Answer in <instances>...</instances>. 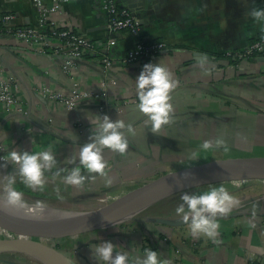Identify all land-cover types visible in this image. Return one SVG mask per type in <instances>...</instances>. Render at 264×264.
<instances>
[{
	"label": "crops",
	"instance_id": "1",
	"mask_svg": "<svg viewBox=\"0 0 264 264\" xmlns=\"http://www.w3.org/2000/svg\"><path fill=\"white\" fill-rule=\"evenodd\" d=\"M117 6L139 21L136 38L107 30L102 0H63L55 16L100 52L114 38L104 52L110 68L99 54H85L64 72L62 54L43 55L37 45L0 35L1 73L12 77L24 110L0 107L6 157L0 189L12 187L15 198V179L31 175L27 180L45 196L16 201L92 211L167 173L207 163H198L203 150L221 154L208 162L264 158V57L232 56L264 32V0H117ZM2 14L44 32L31 0H0ZM136 39L162 42L165 50L126 64ZM41 88L87 96L67 110L44 99ZM213 192L210 208L185 209L187 218L211 219L180 227L114 224L60 244H68L73 264H264V181L220 183ZM12 255L0 254V264H38Z\"/></svg>",
	"mask_w": 264,
	"mask_h": 264
},
{
	"label": "water",
	"instance_id": "2",
	"mask_svg": "<svg viewBox=\"0 0 264 264\" xmlns=\"http://www.w3.org/2000/svg\"><path fill=\"white\" fill-rule=\"evenodd\" d=\"M250 180L264 181V158L211 161L167 173L103 208L88 212H69L61 218L48 220H35L27 214L26 207L34 206L33 204L13 202L0 196V227L16 235L30 232L34 238L43 236L65 239L114 225L126 217L136 216L175 193L203 185ZM208 219L211 216L185 217L180 221L157 218L152 223L180 227ZM4 253H35L51 259L55 264H73L63 251L35 239H0V254Z\"/></svg>",
	"mask_w": 264,
	"mask_h": 264
},
{
	"label": "built area",
	"instance_id": "3",
	"mask_svg": "<svg viewBox=\"0 0 264 264\" xmlns=\"http://www.w3.org/2000/svg\"><path fill=\"white\" fill-rule=\"evenodd\" d=\"M38 11L39 23L44 32H39L28 27H20L14 24V15H0V35L6 34L23 42L25 45L38 46L37 51L40 54L63 55L61 68L68 72L74 68L75 63L85 54H99L101 57L98 62L104 68H110L112 58L105 53L116 44L114 38L109 39L100 52L84 36L77 34L69 29L61 28L55 19L59 13L63 0H31ZM50 3V4H49ZM103 11L107 17L106 28L110 33H127L136 38L140 32V23L127 10H120L117 6V0H102ZM165 50L162 42H152L145 44L139 39L135 40L134 45L127 51L124 58L126 64H132L139 60L152 58ZM105 54V55H104ZM236 59H248L253 57H264V37L251 42L242 51L232 54ZM13 79L11 76L1 73L0 69V107L8 114H23L24 110L20 100L12 93ZM40 95L44 99L58 102L67 110L73 109L82 97L76 90L70 91L67 95L54 93L49 88H41ZM4 150L0 146V164H4L6 157ZM242 183V182H240ZM239 184V183H238Z\"/></svg>",
	"mask_w": 264,
	"mask_h": 264
},
{
	"label": "trees",
	"instance_id": "4",
	"mask_svg": "<svg viewBox=\"0 0 264 264\" xmlns=\"http://www.w3.org/2000/svg\"><path fill=\"white\" fill-rule=\"evenodd\" d=\"M263 37H264V32H261L252 42L257 41L258 39ZM144 43L148 44L147 42ZM30 176L31 175H29L28 177ZM27 178L24 179L22 177L21 178L17 177L15 179V183H16L15 190L17 193L15 198L17 200L20 199L22 200L25 199V197L28 199L45 197L43 196V192L41 193L40 191L41 189L39 187L35 188L32 185L31 181L27 180ZM250 181H256V180H250ZM216 185L217 184L203 185L187 191L172 194L164 199L159 200L158 202L154 203L152 206L140 212L134 218H132L128 223L123 224V226L125 225L127 227L140 228L146 223L153 222V220L157 218L180 221L183 218H185V215L187 213V210H185L187 208L185 201L190 197H199L204 199L211 198V196L214 195L213 191ZM227 191L234 192L232 196L238 195V193L235 192L236 189L234 190L229 189ZM34 204H42V203L38 201L35 202ZM57 245L58 246L56 247L59 250L64 251L69 248L68 244L66 243L57 244Z\"/></svg>",
	"mask_w": 264,
	"mask_h": 264
},
{
	"label": "rangeland",
	"instance_id": "5",
	"mask_svg": "<svg viewBox=\"0 0 264 264\" xmlns=\"http://www.w3.org/2000/svg\"><path fill=\"white\" fill-rule=\"evenodd\" d=\"M221 154H213L212 155V153L210 152V150H203V152L201 151V153H199V159H201V158H204L203 160H199L198 161V163H201L202 161H209V160H211V159H215V158H217V157H219ZM235 157V156H234ZM236 157H238V156H236ZM209 158V159H208ZM231 159H233V158H231ZM186 164V163H185ZM191 165H195L196 166V164H191ZM192 167V166H191ZM188 168V167H187ZM240 182H242V181H234V182H231V183H234V184H238V183H240ZM134 189H136V188H133L132 190H134ZM7 190V191H6ZM132 190H130V191H132ZM130 191H128V192H130ZM12 187H9V188H7V189H4V190H1L0 189V196L1 197H3V198H5V199H7V200H10V201H13V202H18V203H20L19 201H16L15 200V198H13L12 196H11V194H12ZM127 192V193H128ZM127 193H125L124 195H122V196H120V197H118V198H116V199H114V200H112V201H110L108 204H105V206H108V205H110V204H112L114 201H117L118 199H120V198H122V197H124ZM212 198V197H211ZM211 198H208V199H204V198H202V201H200V202H189L188 204H186V207H187V209H188V211H190V212H193V213H197V212H201V211H203V210H206L207 208H210L211 207ZM45 201V200H44ZM209 204V205H208ZM34 206H39L40 207V205L39 204H33ZM42 205H44L42 208H51V209H55V210H58V211H62L64 214H67V213H69L70 211H65V210H62V209H57V208H54V207H51L52 205L53 206H55L56 204H54V203H51V205L50 204H47L46 205V201L44 202V204H42ZM61 204H57V206L59 207ZM63 206V205H62ZM66 206V204H64V207ZM95 206V205H94ZM104 206V207H105ZM86 212H88V211H86ZM71 213V212H70ZM135 216H133V217H126V218H123L122 220H119L116 224H122V223H128L132 218H134ZM7 233V239H12V238H17V237H21V238H27V239H35V240H39V241H41V242H43L44 244H47V245H51V246H58L57 244H60V242H62L61 240L62 239H55V238H45V237H43V236H40V237H35L34 238V236H32L31 234H30V232H29V234H27V233H24V234H22V235H16V234H14V233H12L11 231H6V230H4L2 227H0V235H1V237H3V233ZM27 232V231H26ZM4 239H6V238H4ZM57 248V247H56ZM58 249V248H57ZM61 251H63V250H61ZM66 255H67V251L66 250H64L63 251ZM5 254H12V253H5ZM14 255H12V256H14L15 258L17 257V258H19V259H25V260H31V261H34V262H36V263H38V264H42L39 260H37L34 256H31V255H25V254H21V253H13ZM17 254V255H16ZM27 258H29V259H27Z\"/></svg>",
	"mask_w": 264,
	"mask_h": 264
},
{
	"label": "bare ground",
	"instance_id": "6",
	"mask_svg": "<svg viewBox=\"0 0 264 264\" xmlns=\"http://www.w3.org/2000/svg\"><path fill=\"white\" fill-rule=\"evenodd\" d=\"M42 207L43 206L26 207V209L28 211L27 214L32 216V218H34L35 220H48V219H53V218H61V217L65 216V214L63 212H60L58 210H54L51 208H42ZM28 254L31 256H34L37 260H39L43 264H55L51 259L44 257L42 255L35 254V253H28ZM27 259H29V258H27Z\"/></svg>",
	"mask_w": 264,
	"mask_h": 264
}]
</instances>
